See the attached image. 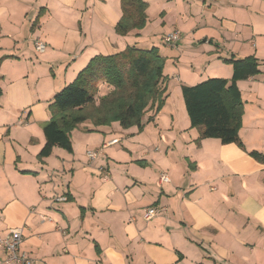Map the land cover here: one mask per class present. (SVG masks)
I'll use <instances>...</instances> for the list:
<instances>
[{
	"label": "crops",
	"instance_id": "obj_1",
	"mask_svg": "<svg viewBox=\"0 0 264 264\" xmlns=\"http://www.w3.org/2000/svg\"><path fill=\"white\" fill-rule=\"evenodd\" d=\"M120 1L0 0V238L21 229L29 264H264V165L249 156L264 155V0H143L146 24L126 36L114 31ZM191 18L192 58L164 53V36L179 31L180 45L177 26ZM143 45L165 58L162 109L148 110L140 131L86 121L70 133L71 153L54 147L40 161L55 94L94 56ZM246 57L259 74L236 83L244 148L199 140L181 86L228 80L225 60ZM110 91L99 84L96 99ZM153 205L165 212L146 222L142 212Z\"/></svg>",
	"mask_w": 264,
	"mask_h": 264
},
{
	"label": "trees",
	"instance_id": "obj_2",
	"mask_svg": "<svg viewBox=\"0 0 264 264\" xmlns=\"http://www.w3.org/2000/svg\"><path fill=\"white\" fill-rule=\"evenodd\" d=\"M120 5L122 16L115 33L126 36L143 29L147 3L121 0ZM225 63L231 66L230 79L209 78L194 86H181V95L190 127L198 129L199 140L217 139L222 145L235 144L243 149L238 137L242 103L236 83L259 74L258 62L246 57ZM164 64L165 58L154 47L127 46L117 54L91 58L74 81L53 97L48 108L51 117L42 125L45 143L38 159L49 157L54 147L71 153L70 133L86 121L94 127L118 123L122 129L136 127L140 131L145 113L153 110L156 115L164 105ZM101 83L111 91L96 99ZM249 156L264 165L263 154L251 151Z\"/></svg>",
	"mask_w": 264,
	"mask_h": 264
},
{
	"label": "built area",
	"instance_id": "obj_3",
	"mask_svg": "<svg viewBox=\"0 0 264 264\" xmlns=\"http://www.w3.org/2000/svg\"><path fill=\"white\" fill-rule=\"evenodd\" d=\"M181 35L179 31L175 30L164 36L163 38V43L167 45L169 48H176L179 41H180ZM33 47L34 50L37 53H43L46 49V46L43 42H41L39 39H33ZM119 140L118 139H113L103 145V148L107 146H113L115 144H118ZM100 153V149L93 151V152H88L87 156L89 159L93 160L97 156V154ZM159 182L160 183H168L169 182V177L165 174L162 173L159 176ZM57 202H63L66 200L64 197H59L55 199ZM165 212V208L161 207L159 205H153L150 207H147L143 210L142 212V218L144 221L148 222L152 220L155 217H158L162 213ZM22 241V233L21 229H13L10 230L7 235L3 238H0V249L5 252V259L4 263L5 264H29V259L26 257V255L22 254L19 252V245Z\"/></svg>",
	"mask_w": 264,
	"mask_h": 264
},
{
	"label": "rangeland",
	"instance_id": "obj_4",
	"mask_svg": "<svg viewBox=\"0 0 264 264\" xmlns=\"http://www.w3.org/2000/svg\"><path fill=\"white\" fill-rule=\"evenodd\" d=\"M144 1H145V0H144ZM157 10H158V9H157V7L155 6V7L152 9L151 15H152L153 13H155ZM176 12H177V9H176V7H175L174 4H173V6L171 7V14L169 15V17H170L169 20H171V19L173 20V19H174V17L176 16ZM192 24H194V22H193V20H192V18H191L189 23H186L185 25H181V24L178 25L177 28H179V29L182 31V40H183V41H181V44L178 45L177 48H173V49L168 48L167 45H165V44L163 43V46L167 47V49H164V47H162V48L164 49L163 52H164V53H167V52L170 51V50H172V51H176V52H184V58H185V59H183V61H185L186 59H191L192 56L190 55V52H194V49L198 47V44H197V42H195V41H194L195 45H192V44L189 43V42H192V41H193V40H192V33H191V32H189V33L186 32V29L189 28L190 26H192ZM158 25H159V24L156 22L155 24H153V27H152V28L156 29V28L158 27ZM207 25H208V26L206 27L205 31H207L208 34H212L213 31H214L213 27L210 26L209 24H207ZM174 26H175V25H174ZM174 26H173V27H170V25L168 24V25H167V30H169V29H171V28H174ZM165 32H166V31L163 30V28H161V29H157V30H156V34H158V35H156V36L159 37L158 39L154 40V42H155L156 44H160V43H161V42H160V38H161V36H162L163 34H165ZM189 34H190V35H189ZM212 35H213V34H212ZM188 41H189V42H188ZM140 46H141V45H140ZM141 48H143V49H148V48H150V47L147 46V45H143ZM183 61L180 62V65H182V62H183ZM173 97H174V101L176 102V97H177V95L175 94V95H173ZM183 111H184V113H185L184 108H183ZM134 154H135L136 156H138V155L140 156L138 150H136V151L134 152ZM138 158H139V157H138ZM123 174H125V173H123Z\"/></svg>",
	"mask_w": 264,
	"mask_h": 264
}]
</instances>
